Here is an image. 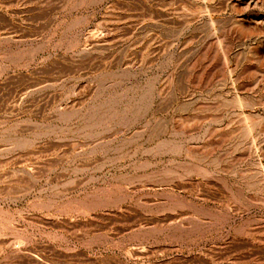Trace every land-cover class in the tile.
I'll return each instance as SVG.
<instances>
[{
  "label": "rangeland",
  "instance_id": "rangeland-1",
  "mask_svg": "<svg viewBox=\"0 0 264 264\" xmlns=\"http://www.w3.org/2000/svg\"><path fill=\"white\" fill-rule=\"evenodd\" d=\"M0 264H264V0H0Z\"/></svg>",
  "mask_w": 264,
  "mask_h": 264
}]
</instances>
